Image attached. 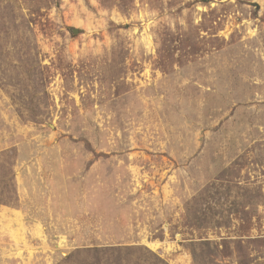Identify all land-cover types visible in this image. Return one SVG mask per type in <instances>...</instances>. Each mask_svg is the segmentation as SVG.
Instances as JSON below:
<instances>
[{"label": "rangeland", "instance_id": "374dc122", "mask_svg": "<svg viewBox=\"0 0 264 264\" xmlns=\"http://www.w3.org/2000/svg\"><path fill=\"white\" fill-rule=\"evenodd\" d=\"M0 264H264V0H0Z\"/></svg>", "mask_w": 264, "mask_h": 264}, {"label": "trees", "instance_id": "16d2710c", "mask_svg": "<svg viewBox=\"0 0 264 264\" xmlns=\"http://www.w3.org/2000/svg\"><path fill=\"white\" fill-rule=\"evenodd\" d=\"M2 200H3V198H1V202H2V203H4V204H10L11 201H12V198H10V199L8 198V199L3 200V201H2Z\"/></svg>", "mask_w": 264, "mask_h": 264}, {"label": "water", "instance_id": "95a60500", "mask_svg": "<svg viewBox=\"0 0 264 264\" xmlns=\"http://www.w3.org/2000/svg\"><path fill=\"white\" fill-rule=\"evenodd\" d=\"M73 33H78V30H77V29H74V30H73Z\"/></svg>", "mask_w": 264, "mask_h": 264}]
</instances>
